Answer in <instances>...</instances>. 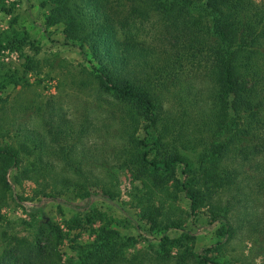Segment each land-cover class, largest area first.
Returning a JSON list of instances; mask_svg holds the SVG:
<instances>
[{
  "label": "rangeland",
  "instance_id": "obj_1",
  "mask_svg": "<svg viewBox=\"0 0 264 264\" xmlns=\"http://www.w3.org/2000/svg\"><path fill=\"white\" fill-rule=\"evenodd\" d=\"M56 4L57 0H0V135L14 144L17 135L23 141L34 135L47 142L38 155L24 153L9 172L12 189L0 204V215L6 216L0 220V254L14 238L32 239L43 227L53 237L45 245L57 247L62 264H81L79 250L86 244L120 248L118 264H175L182 255L197 261L200 253L209 259L219 254L234 264H264V172L258 162L245 168L250 180L242 195L245 202L231 214L238 228L234 237L220 252L213 251L218 238L215 227L206 223L212 212L207 206L201 212L190 209L189 197L197 186L179 190L153 184L151 167L141 162L136 150L148 121L99 92L93 74L97 62L66 38L62 24L49 22ZM136 18L130 33L150 46L156 61L145 75L148 84L170 114L180 122L186 114L195 122L200 117V65L176 58L182 43L169 34L160 16ZM170 58L179 60L174 71L164 64ZM62 128L66 130L53 141ZM163 157L158 151L150 155L157 161ZM181 168L178 177L185 180ZM89 190L98 195L85 212L49 200L43 212L30 213L19 201L39 204L47 194L77 205ZM153 205L163 212L158 215L159 229H152L142 214ZM186 247L189 251L184 252Z\"/></svg>",
  "mask_w": 264,
  "mask_h": 264
},
{
  "label": "trees",
  "instance_id": "obj_2",
  "mask_svg": "<svg viewBox=\"0 0 264 264\" xmlns=\"http://www.w3.org/2000/svg\"><path fill=\"white\" fill-rule=\"evenodd\" d=\"M150 14L160 16L169 34L182 43L177 45L176 58L200 65V117L195 122H189L186 114L181 122L170 114L145 78L156 61L150 46L130 30L136 16ZM49 22L62 24L66 38L92 55L98 64L93 74L99 92L148 121L146 136L137 141L136 150L141 162L151 167L153 184L163 189L174 185L179 190L197 186L189 197L190 209L194 213L205 206L210 209L212 216L206 223L215 227L218 238L211 247L220 252L238 229L231 214L245 202L242 195L250 180L246 165L258 162L264 172V161L257 157L260 153L264 160V0H57ZM177 62L164 60L171 71ZM65 130H57L52 140ZM169 135L173 136L167 141ZM40 139L28 135L23 141L17 135L14 144L0 135V204L12 189L9 172L24 153L38 155L47 148L46 140ZM61 151L66 153L62 145ZM155 151L164 154L162 160L150 158ZM178 167L185 180L178 177ZM225 194L231 199L225 201ZM97 195L86 191L77 205L47 194L39 204L19 201L30 213L43 212L49 200L85 212ZM142 214L152 229L161 227L158 215L163 212L158 207L149 206ZM0 220L6 216L0 215ZM51 234L40 227L32 239L14 238L0 254V264H62L57 247L45 245ZM79 251L81 264H118L122 255L120 248L106 244H86ZM193 263L234 264L219 254L209 259L201 253L197 261L182 255L175 264Z\"/></svg>",
  "mask_w": 264,
  "mask_h": 264
}]
</instances>
